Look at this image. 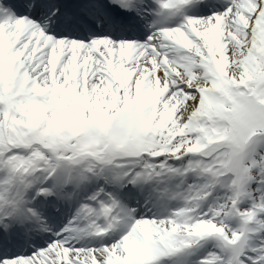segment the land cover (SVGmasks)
I'll use <instances>...</instances> for the list:
<instances>
[{"label": "snow or ice", "instance_id": "6c2138e0", "mask_svg": "<svg viewBox=\"0 0 264 264\" xmlns=\"http://www.w3.org/2000/svg\"><path fill=\"white\" fill-rule=\"evenodd\" d=\"M0 264H264V0H0Z\"/></svg>", "mask_w": 264, "mask_h": 264}]
</instances>
